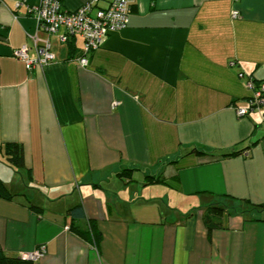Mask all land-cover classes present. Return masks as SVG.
Segmentation results:
<instances>
[{
    "label": "crops",
    "instance_id": "0c3cea01",
    "mask_svg": "<svg viewBox=\"0 0 264 264\" xmlns=\"http://www.w3.org/2000/svg\"><path fill=\"white\" fill-rule=\"evenodd\" d=\"M59 1L73 13L94 0ZM40 2L0 0V155L22 146L27 183L0 174L20 195L0 197L2 251L44 247L35 264H264V108L237 113L239 73L264 81V0H131L128 27L87 65L81 35L54 34L55 60L28 70L14 51L36 58ZM78 202L96 247L66 224ZM212 205L228 210L209 236Z\"/></svg>",
    "mask_w": 264,
    "mask_h": 264
},
{
    "label": "built area",
    "instance_id": "2783aa9c",
    "mask_svg": "<svg viewBox=\"0 0 264 264\" xmlns=\"http://www.w3.org/2000/svg\"><path fill=\"white\" fill-rule=\"evenodd\" d=\"M100 1L89 2L76 12L70 13L64 11L59 0H41L40 4L31 11L37 20L39 31L46 34L44 38L38 33L30 36L37 56L34 59L29 58L27 44L15 50L14 54L25 61L28 70L44 67L55 60L49 39L51 35L59 34L60 40L67 42L70 36L79 34L85 39L84 57L80 59V63L83 66L87 65L86 55L96 51L105 37L111 33L127 28L130 22L131 0H109L106 8L99 7ZM233 15L238 17V12H234ZM62 30L65 32L60 33ZM238 77L250 93L247 104L237 108L239 117H244L250 112L261 111L264 107V82L258 81L254 75L245 72H240ZM116 105L117 103H114V106ZM44 253V247H40L34 253L22 257L37 261Z\"/></svg>",
    "mask_w": 264,
    "mask_h": 264
},
{
    "label": "trees",
    "instance_id": "16d2710c",
    "mask_svg": "<svg viewBox=\"0 0 264 264\" xmlns=\"http://www.w3.org/2000/svg\"><path fill=\"white\" fill-rule=\"evenodd\" d=\"M249 97L250 93L247 98ZM1 151L3 157L8 160L9 166L19 169L25 167L23 148L21 145L17 143H6L4 145H1ZM192 152L198 155L204 154L201 151H197V149H193ZM237 153L239 152H225L222 154V156H231ZM133 172L134 169L121 171L120 178H130ZM161 181L162 180L160 178H147L148 183H157ZM0 197L12 201L18 199L20 195L11 192L7 188L4 181L0 178ZM253 206L254 209L264 210V206L262 205ZM30 208L35 207L33 205H30ZM227 210L228 209L226 207L219 205H212L211 207H208L206 209L207 212L204 215V221L208 226L209 236L211 235L212 230L219 225L216 220L222 218L223 215L227 212ZM66 224L69 230L79 236L81 239L85 240L86 242L90 243L95 247L98 245L101 236L98 233L96 227L97 223L95 220H89L87 218L84 207L81 202L76 203L66 212ZM0 264H35V262L22 256H8L0 248Z\"/></svg>",
    "mask_w": 264,
    "mask_h": 264
},
{
    "label": "rangeland",
    "instance_id": "374dc122",
    "mask_svg": "<svg viewBox=\"0 0 264 264\" xmlns=\"http://www.w3.org/2000/svg\"><path fill=\"white\" fill-rule=\"evenodd\" d=\"M0 162H1L0 174H1V176H3V178H5L6 181L17 182L21 185H24V183H26V179H25L23 173L19 170V168L9 166L8 160L5 159L4 157H2L1 155H0ZM154 202L156 203V201H154Z\"/></svg>",
    "mask_w": 264,
    "mask_h": 264
}]
</instances>
